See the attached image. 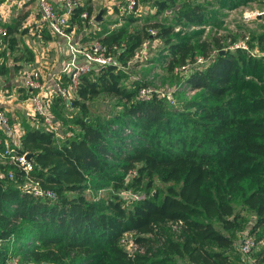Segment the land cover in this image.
<instances>
[{"label": "trees", "instance_id": "1", "mask_svg": "<svg viewBox=\"0 0 264 264\" xmlns=\"http://www.w3.org/2000/svg\"><path fill=\"white\" fill-rule=\"evenodd\" d=\"M142 1L152 2L155 10L140 29L83 35V41L98 40L116 54L121 66L82 74L70 104L51 88L47 105L57 128L34 114L40 125L18 123L17 142L0 129V152L7 141L13 154L32 152L33 163L28 173L10 157L0 164V264L10 256L38 264H233L236 231L223 232L211 219L227 229L239 226L235 207L240 204L254 211L251 233L264 225V58L240 47L219 53L222 45L215 36L194 40L175 33L177 26L210 22L214 2L226 6L246 0ZM167 10L174 14L172 23L159 19ZM91 14V6L79 2L69 23L83 27ZM24 17L20 13L18 20ZM124 19L136 21L132 15ZM18 20L5 24L3 44H16ZM156 38L167 50L168 71L194 64L174 93L187 89L192 97L171 101L153 89L149 99H142L138 92L149 85L144 79L122 83L128 77L122 65L145 40ZM254 41L264 51V33L252 36L250 47ZM199 56L204 63H195ZM7 70L0 59V75ZM58 81L69 83L63 74ZM17 92L27 98L32 91L18 86ZM100 95L116 98L119 111L92 113L90 102ZM51 107L62 116L53 118ZM154 178L168 183L163 193L152 188ZM27 182L55 195L35 194ZM123 189L143 196H124ZM168 222H177L181 231L177 237L167 233L155 247L154 234ZM128 241L135 250L124 246ZM247 264H264V251Z\"/></svg>", "mask_w": 264, "mask_h": 264}, {"label": "rangeland", "instance_id": "2", "mask_svg": "<svg viewBox=\"0 0 264 264\" xmlns=\"http://www.w3.org/2000/svg\"><path fill=\"white\" fill-rule=\"evenodd\" d=\"M77 1L78 3L87 2L92 8L91 17L88 18L89 21H87L83 27L73 24L69 25L67 28L71 42L80 47H87V45L90 44L88 43L89 41L86 42L82 40L83 35L88 32H97L98 34L101 31H112L124 27L128 33L140 29L146 22V17L151 13H154L155 10L152 6V2H143L142 0H138V6L134 11L127 10L125 0ZM13 3L14 0H11V2L8 1L6 6H4V9H1L2 12L0 13L4 14V11H7L8 15L12 13L11 11L14 7ZM100 10H102V19L100 22H96L93 20V17ZM210 11V15L213 16V19L207 24L198 26L188 24L184 27L177 26L175 28V33H178L180 37L186 35L191 36L194 40L211 39L215 36L219 39L220 45H222V48L219 49V53H224L226 50H234L235 48L240 47L253 56L264 58V51L259 49L257 42L254 41V47H250L248 43L252 36L264 33V0H246L242 4L230 2L226 6L214 2L210 7ZM128 15H132L136 21L128 23L124 19ZM173 15L174 14L171 10H167L159 16V19L161 21H164L165 19V21L172 23ZM248 15L249 17H247ZM30 27V22H25L24 18L18 20V32L14 34L16 44L10 46L9 42H5L0 49V51H2L0 59L4 60L8 69L5 75H2L0 79V87H4L0 88V103H2L0 105L2 106L6 103L9 105L7 111L10 113L16 124L27 122L29 124L32 123L33 125H40V118H37L34 113H32L28 97L18 98L17 85L11 83L10 77L15 75L18 76L26 69H38L40 74L39 81L41 85H43L40 92L45 94L47 102L51 97L48 88L53 87L58 81L60 66L66 59L68 52L66 41L60 40L58 39V36L51 34L52 36H50V40L52 44L48 45L47 41H42L45 37L42 33L39 34L40 32H38V30L36 31V26L32 30H30ZM38 29H41V27ZM150 29L151 28H148V31ZM262 45L264 47V43ZM215 52L216 48L213 47L212 55H214ZM166 55L167 50L161 39L156 38L145 40L140 48L137 49L133 59L126 65H122V71L128 74V77L123 79L122 83H126L130 86L134 79H144L149 84V88L164 93L166 98L171 101H174V98L192 97L193 92L187 89L184 90V93H178L176 95L174 93L183 88L180 82L182 81L184 73H186L191 68L190 66L194 64L187 65L185 69L180 70L179 72H176L175 70L170 72L167 69ZM27 57H30L32 60H26ZM15 63L20 66L17 70L14 68ZM54 69L56 70L53 72L52 70ZM116 102L117 99L110 95H100L90 102L91 112L102 116L109 113L115 114L119 111ZM51 111L53 113V118L62 116L52 107ZM62 114H64V111ZM55 126L56 125H54L53 121L52 127L57 128ZM4 155L5 154L0 152V164L5 163L9 157ZM0 176H3V171L1 170ZM167 185V182L154 178L152 188L158 189L163 193ZM109 189H111V187L97 191L94 195L106 194ZM119 192L128 197L131 196L132 193L142 194L141 191H133L131 189L127 191L123 189ZM235 211L240 215L237 220L239 226L235 228L227 229L223 226L222 222L215 218L211 219V221L223 232L231 233L232 231H236L233 243L234 250H230V252L233 256V264H238L241 256V242L246 234L251 235L254 239L249 254L251 257H255L259 252L264 251V225L260 226L257 229V232L251 233L250 228L255 220L254 211L240 204H236ZM180 231L179 224L172 222L166 223L162 231L154 234V246L159 247L163 237L166 236L167 233L177 237ZM126 236H130V233H127ZM124 246L129 251L135 250L133 246L131 247L130 241L125 243ZM7 260H16L17 264H38L31 260L21 263L17 256H10L6 261ZM240 264L246 263L240 260Z\"/></svg>", "mask_w": 264, "mask_h": 264}, {"label": "built area", "instance_id": "3", "mask_svg": "<svg viewBox=\"0 0 264 264\" xmlns=\"http://www.w3.org/2000/svg\"><path fill=\"white\" fill-rule=\"evenodd\" d=\"M38 8L39 22L43 27H46L51 34L63 38L68 47V56L62 62L59 70V74L65 75L69 83L63 85L59 81L51 87L56 90L58 94L63 97L67 104H70V100L73 97L75 88L78 85L79 77L90 71L94 67H101L105 65H115L120 67V62L116 54L108 52L106 48L101 45L98 40H93L87 47H80L77 44L71 42L69 31L67 28L70 23V15L73 7L77 6L79 3L77 0H67L64 9L61 11L54 7L51 0H35ZM126 8L128 11H134L138 6V0H125ZM82 17L86 18V12L81 14ZM249 17V15L247 16ZM152 34L155 32L153 29L149 30ZM7 34V28L5 26V17L4 14L0 13V49L3 44V38ZM205 59L201 56L197 57L195 63H204ZM187 67L181 66L176 67L175 71L179 72ZM40 74L38 69L31 68L26 69L23 73L17 76L16 83L18 86L25 88L26 90L32 91L28 97L29 106L32 109V113L39 115L45 124L52 127V117L49 113L48 105L46 102V97L44 93H41L43 85H41L39 78ZM1 79V75H0ZM50 88V89H51ZM35 90V92H33ZM152 89L149 87H144L139 90V97L142 99H149ZM161 96H165L164 93H161L157 90ZM7 110L4 106L0 105V129L4 130L9 138L13 141H18V138L21 134V129L18 124H13L9 122V117L7 115ZM2 139L0 137V143ZM5 148L2 151L4 156H9L11 161L16 162L25 173H28L33 168V163L30 159L26 157V152L21 154H13L11 146L7 141L4 142ZM8 175L12 177V172H9ZM28 183V182H27ZM26 183V184H27ZM30 189L35 194H46L48 196H54V191L49 188H43L37 182H29ZM133 198H141L143 194L132 193ZM175 224H178L175 222ZM254 239L251 235L246 234L241 242L240 251L242 255V261L244 263L252 262V257L250 254V249ZM134 249L137 247L135 244H132L131 247ZM3 264H17L16 260H7Z\"/></svg>", "mask_w": 264, "mask_h": 264}, {"label": "crops", "instance_id": "4", "mask_svg": "<svg viewBox=\"0 0 264 264\" xmlns=\"http://www.w3.org/2000/svg\"><path fill=\"white\" fill-rule=\"evenodd\" d=\"M8 1L11 2V0H2L0 2V12H2L1 9H4V6H6ZM51 1H52V4L54 5L55 8L62 11L65 7L67 0H51ZM13 4H14V7H13V10L11 11L12 13H10L8 15V12L4 11L5 24H12V23L16 22L19 18L20 13H21V15L25 14V17H24L25 22H28V21L30 22V25H31L30 30L34 29L36 26V31L38 30V32L42 33V31L40 29H38L39 28L38 27L39 14H38V8H37L36 1L35 0H14ZM10 5H12V4H10ZM7 15H8V17H7ZM58 39L64 40L61 37H59ZM42 41H44V42L47 41L48 45L52 44L50 38H47V37H45V39ZM67 52H68V47H67ZM67 56H68V53H67ZM15 65H17V63H15ZM55 70L56 69H54L52 71L54 72ZM10 80H11V83L17 85V83H16L17 76L16 75L13 77H10ZM10 85H12V84H10ZM17 87H18V85H17ZM48 90L50 91V87L48 88ZM0 104H2V103H0ZM2 106H4L6 110H7V108H9V105L7 103L3 104Z\"/></svg>", "mask_w": 264, "mask_h": 264}, {"label": "water", "instance_id": "5", "mask_svg": "<svg viewBox=\"0 0 264 264\" xmlns=\"http://www.w3.org/2000/svg\"><path fill=\"white\" fill-rule=\"evenodd\" d=\"M102 19V10H100L94 17L93 20L96 22H100ZM26 157L30 159L32 157V152H26ZM42 264H47L45 261L42 262Z\"/></svg>", "mask_w": 264, "mask_h": 264}]
</instances>
